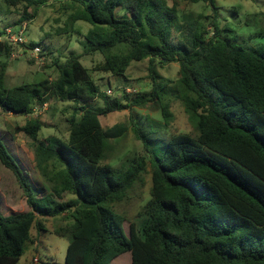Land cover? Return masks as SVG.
Masks as SVG:
<instances>
[{
  "label": "trees",
  "instance_id": "trees-1",
  "mask_svg": "<svg viewBox=\"0 0 264 264\" xmlns=\"http://www.w3.org/2000/svg\"><path fill=\"white\" fill-rule=\"evenodd\" d=\"M62 1L70 11L68 27L90 26L82 54L54 59L53 79L12 88L5 86L7 64L0 61V111L28 116L55 102L96 98L101 106L73 107L66 140L39 139L43 124L37 117L15 128L34 147L46 185L36 194L0 141V163L15 176L29 208L0 212V264H20L30 230L40 231L42 218L59 216L65 224L54 234L69 238L64 264H110L124 253L130 264H264V46L234 42L231 29L220 26L216 0H181L206 4L211 16L180 13L165 0ZM47 2L0 0V14L21 10L20 18L4 27L31 21ZM173 29H186V41L173 42ZM34 46L30 42L24 49ZM14 50L0 44V56L8 58ZM95 53L103 58L97 71L121 78L132 62L148 60L151 91L118 98L100 92L80 62L81 55ZM156 63H178V78L168 81L172 85L156 81ZM167 89L196 120L194 134L176 133L158 145L133 126L146 154L112 166L106 158L110 143L127 128L103 129L100 116L155 102L167 124L173 118L161 99ZM153 146H161L160 152ZM147 165L150 199L138 212L144 219L137 228L130 223L126 233L123 216L110 204L125 198Z\"/></svg>",
  "mask_w": 264,
  "mask_h": 264
},
{
  "label": "rangeland",
  "instance_id": "rangeland-1",
  "mask_svg": "<svg viewBox=\"0 0 264 264\" xmlns=\"http://www.w3.org/2000/svg\"><path fill=\"white\" fill-rule=\"evenodd\" d=\"M171 6L175 4L180 13H194L211 16V10L204 3H185L181 0H165ZM66 2L62 0H48L39 8L36 17L31 21H26L24 39L26 42H33L40 48L43 55L36 62L30 58V50L24 49L17 57L0 56L1 62H6L4 83L8 88L20 84H31L45 78L53 79L56 71L52 66L54 59L64 61L71 53L82 54L85 46L84 34L89 29V25L84 22H76L72 26H67V16L70 11L63 9ZM218 8L220 26L231 29L229 36L231 39L244 47L258 49L264 46V0H216ZM21 11V10H20ZM19 10L0 14V29L6 25H13L20 18ZM122 11L116 8V15L120 16ZM206 25L208 26V21ZM67 28L65 33H58V29ZM209 31L212 29L209 27ZM226 34V33H224ZM228 36V34L226 35ZM228 36V37H229ZM187 31L171 32V40L175 43L185 42ZM31 60V61H30ZM103 58L98 53L91 55H81V64L88 69L89 74L100 92L111 98H118L123 93L132 97L136 94L148 93L152 88V80L148 72V60L132 62L125 72L124 77H116L110 73H104L95 69L96 65L102 62ZM178 63H167L155 65L156 81L160 84L168 81H175L178 78ZM111 93L107 94L106 91ZM166 94H162L161 99L170 105L173 118L165 124L162 119L157 103H148L142 107H129L121 112H113L106 116H100L103 129L114 125H125L126 132L115 141L110 143L111 151L106 157L112 166L119 167L125 161L137 160L145 155L143 146L138 141L132 131L133 126H137L141 131L146 132L148 138L158 145L167 142L170 136L184 132L194 134L196 120L187 113L179 100L167 89ZM125 103V101H123ZM100 107L101 101L96 98L88 102H55L46 105L44 110L36 116L43 124L38 138L44 140L48 137H55L62 140L67 138L68 118L73 107ZM29 118L21 114H10L0 111V141L6 147V151L11 156L23 178L33 188V193L42 191L46 186L36 165L33 145L29 138L22 132H15L16 127L23 125ZM2 136V137H1ZM161 146H153L160 152ZM164 148L162 149V151ZM162 153V152H161ZM160 154V153H159ZM150 170L147 165L140 173L127 191L125 198L118 203L110 204L112 210L123 216V228L128 233V226L133 223L139 227L143 222V217L138 212L150 199ZM42 195V194H39ZM22 190L18 185L13 173L0 163V212L3 215H13L28 211ZM42 229L30 230V240L26 251L21 256L20 264H64L66 248L69 238L54 234V229L63 226L65 223L61 217L42 218ZM130 254L124 253L111 261L110 264H130Z\"/></svg>",
  "mask_w": 264,
  "mask_h": 264
},
{
  "label": "built area",
  "instance_id": "built-area-1",
  "mask_svg": "<svg viewBox=\"0 0 264 264\" xmlns=\"http://www.w3.org/2000/svg\"><path fill=\"white\" fill-rule=\"evenodd\" d=\"M25 30H26V23H22L21 25L4 27L2 33L0 34V44H6V46L15 49L10 55L13 58L21 54V51L24 50L25 46L28 44V42H26L24 39ZM41 56L42 54L39 47L34 46L33 48L30 49V58L32 59L34 58L36 62L41 59ZM106 93L110 94L111 91L107 90ZM45 107L46 105H44L41 110L35 108L32 111V113L29 114V117L35 118L38 115V113H40V111L44 110Z\"/></svg>",
  "mask_w": 264,
  "mask_h": 264
},
{
  "label": "clouds",
  "instance_id": "clouds-1",
  "mask_svg": "<svg viewBox=\"0 0 264 264\" xmlns=\"http://www.w3.org/2000/svg\"><path fill=\"white\" fill-rule=\"evenodd\" d=\"M28 117H29V115H28Z\"/></svg>",
  "mask_w": 264,
  "mask_h": 264
},
{
  "label": "crops",
  "instance_id": "crops-1",
  "mask_svg": "<svg viewBox=\"0 0 264 264\" xmlns=\"http://www.w3.org/2000/svg\"><path fill=\"white\" fill-rule=\"evenodd\" d=\"M26 117H28V116H26Z\"/></svg>",
  "mask_w": 264,
  "mask_h": 264
}]
</instances>
